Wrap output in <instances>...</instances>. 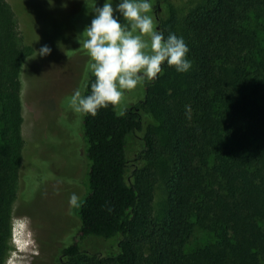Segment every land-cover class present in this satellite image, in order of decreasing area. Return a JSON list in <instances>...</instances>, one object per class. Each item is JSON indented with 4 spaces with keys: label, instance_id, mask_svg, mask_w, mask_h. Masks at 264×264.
<instances>
[{
    "label": "trees",
    "instance_id": "16d2710c",
    "mask_svg": "<svg viewBox=\"0 0 264 264\" xmlns=\"http://www.w3.org/2000/svg\"><path fill=\"white\" fill-rule=\"evenodd\" d=\"M155 1L161 30L184 38L192 68L164 66L141 107L83 114L88 191L62 254L71 264H264V0H203L185 13ZM29 55L0 0V264L25 147L20 71ZM132 138L144 149L130 173Z\"/></svg>",
    "mask_w": 264,
    "mask_h": 264
},
{
    "label": "rangeland",
    "instance_id": "374dc122",
    "mask_svg": "<svg viewBox=\"0 0 264 264\" xmlns=\"http://www.w3.org/2000/svg\"><path fill=\"white\" fill-rule=\"evenodd\" d=\"M6 1L16 15L22 45L30 49V55L20 71L25 147L5 264H71L62 249L74 242L79 230L75 209L88 191L89 162L83 113L72 109L70 98L76 89L83 92L85 80L92 74L88 54L77 43V36L91 23L95 0ZM202 1L171 3L185 13ZM103 3L97 0V6ZM158 14L164 16L161 10ZM43 45L52 49L51 54L37 56ZM154 80L126 92L116 105L117 113L141 107ZM130 146L131 173L144 142L132 138ZM72 194L78 197L75 204L70 203ZM153 205L156 214L162 213L165 196L160 188ZM207 237L198 231V242Z\"/></svg>",
    "mask_w": 264,
    "mask_h": 264
},
{
    "label": "clouds",
    "instance_id": "9594fccd",
    "mask_svg": "<svg viewBox=\"0 0 264 264\" xmlns=\"http://www.w3.org/2000/svg\"><path fill=\"white\" fill-rule=\"evenodd\" d=\"M152 12V0H104L102 6L95 0L91 23L77 36L88 54L94 80L88 94L79 89L73 92L70 106L75 112L95 116L101 109L118 105L126 92L155 79L164 66L178 73L191 70L184 38L173 32L165 35ZM51 51L43 45L36 53L45 57ZM77 199L72 194L70 203Z\"/></svg>",
    "mask_w": 264,
    "mask_h": 264
},
{
    "label": "flooded vegetation",
    "instance_id": "af4514ba",
    "mask_svg": "<svg viewBox=\"0 0 264 264\" xmlns=\"http://www.w3.org/2000/svg\"><path fill=\"white\" fill-rule=\"evenodd\" d=\"M161 10V4H157L156 6H153V15L155 17V19L157 20V22H159L161 24V20L158 14V11ZM158 29L161 30V25H157Z\"/></svg>",
    "mask_w": 264,
    "mask_h": 264
}]
</instances>
